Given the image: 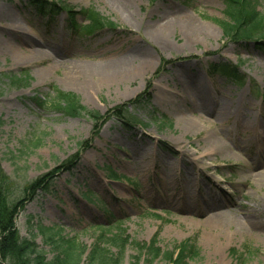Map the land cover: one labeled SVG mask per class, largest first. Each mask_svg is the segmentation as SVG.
Listing matches in <instances>:
<instances>
[{"label":"rangeland","instance_id":"1","mask_svg":"<svg viewBox=\"0 0 264 264\" xmlns=\"http://www.w3.org/2000/svg\"><path fill=\"white\" fill-rule=\"evenodd\" d=\"M48 1H62L76 14L42 13L30 0H0V167L7 204L24 201L15 216L20 236L34 239L51 259L45 236L52 232L44 229L76 238L88 255L103 231L110 239L120 226L127 231L122 264H150L140 253L153 239L159 249L172 252L195 238L200 256L192 264H264V38L240 41L225 34L221 23L232 22L224 0ZM249 2L264 17V0ZM89 9L114 26L82 31L88 22L80 13ZM190 21L218 30L188 44ZM151 35L163 37L168 46L154 44ZM28 38L33 47L23 42ZM34 46L48 54L38 56ZM17 48L31 51L25 63L18 62ZM147 55L150 65L136 80L92 92L69 81L85 66L140 69ZM224 68L237 72L234 79L222 74ZM185 86L191 90L189 104L183 101ZM55 89L75 94L103 119L87 112L63 116L49 104ZM202 98L211 112L220 102L231 105L241 121L258 122L263 132L249 140L235 128L216 125L235 156L210 153L206 163L212 166L188 173L174 167L181 157L176 141L201 153L208 131H186L175 109L180 103L194 119ZM145 149L157 160L146 161L139 172L133 169L134 160H141L135 156ZM162 155L170 158V170L161 165ZM183 162L189 165L185 157ZM44 177L48 192H27ZM189 194L194 212L177 202ZM210 217L227 223L213 226ZM153 264L167 263L160 257Z\"/></svg>","mask_w":264,"mask_h":264},{"label":"trees","instance_id":"2","mask_svg":"<svg viewBox=\"0 0 264 264\" xmlns=\"http://www.w3.org/2000/svg\"><path fill=\"white\" fill-rule=\"evenodd\" d=\"M224 1L227 6L226 13L232 22V24L221 23L225 34L239 38L240 41H248L257 37L264 38V17L249 6V0ZM30 2L38 7L39 9H37L42 13L46 10L52 12L57 10L76 14L62 1L58 4L48 0H30ZM80 14L88 22L86 27H81L82 31L91 32L101 27L114 26L108 19L90 9L82 11ZM222 70L224 76L228 75L234 79V76L237 75L234 70L229 71L227 68ZM215 72L217 73L219 70H215ZM52 99L49 102L51 108L60 112L63 116L79 117L84 112H87L96 121L103 119L97 113L88 112L82 106L79 98L73 93L55 89ZM32 100L37 106L45 107L44 101L39 98H32ZM48 179L49 177H44L35 181L29 186L27 192H34L42 188L48 192L50 187L47 188L44 185ZM6 183L7 178H5L0 167V264H122L123 247L127 231L120 226L117 229L119 231L112 234L110 239L106 237L103 231L96 239L88 255L86 254V248L76 238H67L62 236L60 231L54 233L53 229H44V234L45 232H52V234H46L45 236L46 244L50 246L52 253V258H47L44 252L39 250V246L34 239H23L16 229L15 216L23 208L24 201L21 199L13 205H8L7 193L9 190ZM156 244L155 239H153L149 245L143 247L140 253V256H145L150 264H153L160 257L167 264H192L200 256L196 238L177 244L172 252H165L159 249ZM112 247H116L118 252H112ZM85 255L87 256L85 257Z\"/></svg>","mask_w":264,"mask_h":264},{"label":"bare ground","instance_id":"3","mask_svg":"<svg viewBox=\"0 0 264 264\" xmlns=\"http://www.w3.org/2000/svg\"><path fill=\"white\" fill-rule=\"evenodd\" d=\"M1 17H4V16L2 15ZM185 28H187L188 31L190 32V37H188L187 39L188 44H192L195 41L197 42L200 36L205 37V38L210 37L211 34L213 33V29L218 30L217 27L199 26L195 22H192V21H190L187 25H185ZM9 32L15 33V30L10 28ZM151 38H152L153 43L158 46L160 45H163L164 47L168 46V42H166V40L163 39V37L161 38L160 36H157V35L156 36L151 35ZM10 41H7L6 44L14 48L15 45ZM23 42L25 43V45H31L32 47L34 45V41L31 38H28L27 40ZM188 44H186L185 46L187 47ZM35 48H36L35 52L37 53L38 56H43L45 54H48L45 50L40 49V47H35ZM15 51L19 52L18 62L20 64L26 62L25 57L27 56L29 57V54H30L29 52H31L29 50L22 51V50H19L18 48ZM151 58L152 57L150 55H147L146 61H144V64L142 65L143 67L140 69L127 68V67H124L123 65L115 66L113 64L112 65L104 64L99 67L85 66L77 70V73H78L77 75H79L78 79H76V76H74V77H71L69 81H72L74 84L76 83L77 86L79 85L83 91L88 90L92 92V91H95L96 88L103 86V85L112 86L116 83L136 80L141 76L143 68H146L148 65H150L149 61L152 60ZM185 88L187 89V91H186V95L183 101L189 104L188 100L191 97V90L189 93V88L186 86ZM167 98L171 99L170 97H167ZM202 102H203L202 106L199 107L200 108L199 110L201 113L198 116H196L194 119L188 118V116L185 114L179 102H178L179 105L175 109L176 113H180L179 119L180 121H182V126L186 131L193 132V131L198 130L201 127L205 128L208 131L207 150L201 153L196 152L192 154L183 145H181L182 142H179L178 140L176 141V144L179 147L178 150H179V154L181 157H179L178 159L180 163L176 162L174 164V167L175 168L180 167L182 169L186 168L185 172H188V173L190 172L193 173L194 171H196V169H198L199 171L201 169H208L210 166H212L211 164L206 163V161L209 158L210 153H215V154L219 153L224 158H228L229 156H235L230 146L228 144L227 145L225 144L222 136L218 135V133H220V135L224 133L222 129H219L218 131L214 130L216 125L220 124L223 128H228V129H230V127L232 129L235 128V130L241 133V135L243 134L242 136H244L245 139H249V140H250L249 135H259L260 136L261 133L263 132V129L260 127L258 122H256L255 124H251L249 122L248 123L245 122V120L241 121L240 111L237 109H233L231 105L228 106V104L225 105L224 102H220L218 104L219 105L218 111L211 112L210 106H208L209 100L206 98H202ZM211 118H213V120H210ZM232 122H233V125L231 126ZM224 130L227 133L226 129ZM244 137H241L239 141L242 140V143L245 145L249 144L248 140L244 141ZM261 146H264V139H262ZM138 156L140 157L141 160L140 161L134 160L135 162L133 164V169L138 170L139 172L141 171L142 167H144V163L146 161H156L157 160V156L154 155V153H151L150 150L148 149H145L144 152L136 153L135 157H138ZM184 157L186 161L189 163V165H186L185 162H183ZM159 159L161 161V165L163 166V168H166L165 170L171 169L172 162L170 163V158L168 157V155H164V156L162 155L159 157ZM261 176L263 178L262 174L259 177ZM167 186H169V184ZM189 195H190L189 197L186 195V198H184L183 200H181L180 198H177L178 200L177 202L179 203V207L183 204L184 207L186 208V211L190 212L192 210V212H194V210H198V209L193 208V204L195 203L194 198H192L191 196L192 194H189ZM204 204L207 205L208 203L205 202ZM198 205L199 203H197V206ZM203 209L204 210L202 212L206 213L208 207L203 208ZM251 218L252 217H247L246 221L250 220ZM207 223H211L213 226L223 227L225 226L227 222L222 218L210 217L207 219ZM237 224L239 225L240 228H243L242 223L240 224V222H238Z\"/></svg>","mask_w":264,"mask_h":264}]
</instances>
